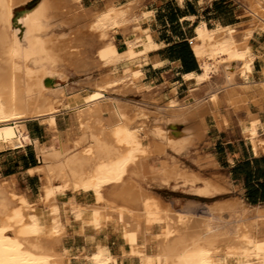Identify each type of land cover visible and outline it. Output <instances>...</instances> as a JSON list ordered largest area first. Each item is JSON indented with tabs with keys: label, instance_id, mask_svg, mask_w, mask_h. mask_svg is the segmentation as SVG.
I'll return each instance as SVG.
<instances>
[{
	"label": "bare ground",
	"instance_id": "1",
	"mask_svg": "<svg viewBox=\"0 0 264 264\" xmlns=\"http://www.w3.org/2000/svg\"><path fill=\"white\" fill-rule=\"evenodd\" d=\"M30 1L0 0V149L22 142L29 120H39L49 130L54 129L62 106L72 114L73 121L64 129H56L47 143L32 139L39 161L37 168L44 172L46 186L49 185H44L36 201L30 202L29 193L17 195L14 182L0 181V264H122L126 257L130 264H264V206L249 205L237 197L222 207L207 206L204 215H195L175 210L168 202L142 191L132 177L126 179L129 164H135L146 174L168 177L165 168L156 167L158 164L149 167L147 161L153 148H161L162 153L170 148L180 154L203 138L204 108L216 117L213 106L221 98L230 101L234 99L231 95L237 93L245 107L256 100L246 93H264V82L256 85L239 81L251 73L255 57L246 47V39L255 24L264 32V15H260L264 11L258 14V9H262L253 8L254 3L246 0L252 18L242 32L243 41H234V29L230 26L208 29L203 22L197 26L200 41L194 44V52L201 59L202 72L190 76L199 83L205 82V98L197 97L192 103L171 98L161 105L158 99L148 101L150 97L142 95L140 104L130 112L108 92L137 77L136 68L147 61L146 51L155 44L153 38L134 34L132 39L128 32L129 50L113 52L102 48L99 61L93 57V50L90 54L87 48L91 36L82 43L86 53L82 59L77 58L80 47L75 44L81 32L104 36L109 26L127 25L134 19L128 17L132 12L118 8L116 14L111 12L114 8L89 11L77 0H41L29 10L15 11L17 6ZM142 47L146 50L139 49ZM137 49L140 55L134 54ZM50 60L70 65L74 70L78 66V72L90 75L86 82L93 89L87 95L73 92L64 100L63 86H49L50 80L56 78L44 63ZM120 63L122 75L116 77L113 71ZM93 69L98 75H91ZM219 71L220 76H216ZM149 115L155 120L150 125ZM162 122L169 127L164 129ZM241 126L252 147L264 151V138L257 129L244 121ZM146 128L159 144L143 140L141 132ZM84 143L87 145L83 146ZM206 159H200L202 167L209 166ZM196 175L187 177L186 182L195 184L203 177ZM55 180L60 183L58 189L52 187ZM207 180L196 188L203 197L231 189L225 179L220 180H224L223 184ZM107 187L112 199L103 193ZM68 191L71 199L66 200ZM78 194L91 196L92 202H78ZM222 210L229 213L228 219L220 216ZM65 211L80 224L79 232L86 227L100 231L112 225L127 239L129 255L117 248L113 252L100 241L84 255L86 261L72 262L63 245Z\"/></svg>",
	"mask_w": 264,
	"mask_h": 264
},
{
	"label": "crops",
	"instance_id": "2",
	"mask_svg": "<svg viewBox=\"0 0 264 264\" xmlns=\"http://www.w3.org/2000/svg\"><path fill=\"white\" fill-rule=\"evenodd\" d=\"M77 1L89 11L129 6L138 16L141 13L147 15L145 18L141 16L140 27L157 45L148 51L147 61L137 67L136 71L143 85L141 98L142 95L149 96L148 101L156 98L159 103H165L171 98L180 103H192L197 97L205 98L206 95H203L205 82L199 83L195 77L190 76L202 72L201 59L193 48L197 39L196 28L201 22L206 28L209 27L208 29L216 25L217 28L233 27L236 38H240L247 27V20H242L245 16L243 9L234 0ZM110 34L116 49L124 50L126 48L124 33L115 27L110 29ZM91 42L87 47L90 48V54L98 46V42ZM248 43L255 57L251 73L238 80L258 85L259 82H264V32L258 34L254 31ZM113 73L114 76H119L120 68H116ZM134 90H127L124 93ZM193 95L196 96L192 98ZM246 95L256 97L255 101L249 103L250 105H245L246 108L239 103V96L236 93L231 96L238 100L237 105H228L224 98L214 104L216 117L209 113L207 108L203 109L206 130L201 142H208L213 146V149L204 152L212 155L216 163V166L209 168L213 170L212 174L222 177L229 183L231 187L229 193H234V196L249 205H264V151L252 147L250 138L244 136L241 126L242 121L248 126H254L258 135L264 138V93ZM25 125L29 139H37L42 143V139L48 133L47 128L42 126L39 120H29ZM36 157L31 142L0 149V181L6 179L14 182L16 191L37 194L40 191L41 175L36 171H30L37 166ZM109 248L111 249L110 246Z\"/></svg>",
	"mask_w": 264,
	"mask_h": 264
},
{
	"label": "rangeland",
	"instance_id": "3",
	"mask_svg": "<svg viewBox=\"0 0 264 264\" xmlns=\"http://www.w3.org/2000/svg\"><path fill=\"white\" fill-rule=\"evenodd\" d=\"M39 1H41V0H39ZM205 1L211 2L212 0H205ZM234 1L237 4H240L241 8L243 9L242 12L245 14V16L243 17L242 20H247V23H248V21L252 18V16H251V13L247 10L246 0H234ZM249 2L254 3V4H252V7L254 6L253 8H255V7L259 8L260 7V9H262V10L258 9V11H257L258 14H259V11H261V12L264 11V0H251V1L249 0ZM62 6L64 7L65 5L63 4ZM32 7H27L26 4L20 5V6H17L15 8V11H18L21 9L29 10ZM128 7L118 8V10H124L127 13L132 12V11H129L130 7L129 8ZM106 10H109V9H106ZM118 10L115 8L111 12L113 14H116L118 12ZM98 12H105V9H103L102 11L100 10ZM132 13H130L132 16L129 14H127V15H129L128 16V17H130L129 19H132V17L134 19H132V21L130 20V22H126L127 25L125 24L124 26L119 28L124 33V43L126 45V48L124 49L125 51L129 50V43H128V41L130 40L129 35H131L132 36L131 38L133 39L134 34H135V37L141 36L142 34H146L145 32L142 31V29L140 27V23H141V16H143L145 18V16L147 17V15L144 13H141V15L138 16L134 12H132ZM260 15H264V13H261ZM256 25L257 24H255L253 31H251L249 33V36L250 35L252 36L254 31L257 32L258 34L263 33V31L260 29V27H258V25L257 26ZM117 26H119V25H115V26L112 25V27H110V26H109L110 28L108 27L109 29L108 28L105 29V31H104L105 35L104 36H101L100 33H92L91 34V33H87V32H81L78 35V40H77L78 44L76 43L75 45H77L78 47H80V49H83V50L79 49V53H78L79 57L77 56V58L82 59V57L86 55V53L84 52V48L82 47L83 46L82 43H84L85 41H89L90 39H91L90 41L98 42V46L93 50V57H95L97 61H99L100 60L99 57L103 55V53H102L103 49L102 48L106 47L104 50L107 49V51L110 50L113 52L124 51V50L118 51L116 49L114 43L112 42V39H111L112 35L110 34V29L115 28V27L118 28ZM124 27L126 28V30L124 29ZM127 27H128V29H127ZM217 27H218V25H216L210 29H216ZM128 32H129V35H128L129 40H127L128 38L126 37ZM130 32H132V33H130ZM233 32L235 33L234 30H233ZM234 33H233V39H234V37H236L234 35ZM85 36H86V38H85ZM249 36H247V39H246L247 40L246 41V44H247L246 47H248V49L250 50L248 39L251 36L250 37ZM88 37H90L89 40H88ZM243 38H245V36H243V33H242L241 37L235 38L234 41L235 40L240 41V39H241V41H243ZM198 40L199 39H196L194 44L197 43ZM80 44H81V46H80ZM108 46H111V47H108ZM153 47H156V45L154 43H153V46H150V48H153ZM150 48H147V50L149 51ZM139 49L140 50L141 49L146 50L144 47L139 48ZM101 50H102V52H101ZM80 51H81V53H80ZM82 51L84 53H82ZM135 51H136V52H134L135 55H140V53L138 52L139 51L138 49ZM148 51H146V52H148ZM55 62H56V60H54V61L50 60V61L44 62L45 65H47L51 69V71H52L51 75H54L56 77L53 80L52 79L50 80L51 83L49 86L52 85L51 88L55 84L63 86V88L65 89V93H66L64 95L65 98H63L64 100H68L69 96L73 92H79L83 95H87L93 89L92 86L91 85L89 86V83L86 82V77L90 76V75H87L83 72L82 73L78 72V70H77L78 66L77 65L74 66V67L77 66L76 70H74V68H72L70 65L60 64L58 62L57 63H55ZM74 62L75 61L73 59L71 64L74 65ZM118 65H116L115 67L120 68V75L116 76V77H120L122 75V67H123L122 65L123 64L120 63V67ZM68 66H70V67H68ZM93 70H91L92 72L90 71L91 75H93V76L98 75V72H96L97 70L96 69H93ZM220 72L221 71H219V73H217L216 76H220ZM57 73H59V74H57ZM140 78L141 77L137 75V77H135L132 81H129V82L125 81L124 83H121L120 84L121 86L119 87L120 90L119 89L111 90L112 92L111 91L108 92V95L115 96L116 98L119 97V98L123 99L125 102L118 98L119 102H121V104L123 106H125V108L127 110H129L131 112V110L135 107L134 105H139L141 102V96L140 95H141V90H143V85L140 83ZM127 90H134V91L124 93ZM233 100H234V102H231ZM233 100L227 101V98H226L225 101H227L226 103L227 104L229 103L228 105H230V106H234L235 105L234 103L238 104V102H237L238 100H236V99H233ZM216 103H217V101H216ZM159 104L164 105L165 103L161 102ZM65 109H66V107L62 106L61 107L62 112L56 116L54 129L49 130V128L46 126V124L41 123L42 126L47 128L48 133L42 139V143L39 142L40 144L47 143V141H49V139H50V136L51 135L53 136L55 134L56 129H59V130L64 129L73 121L72 114L69 112H65ZM138 120L139 119H137V121ZM154 121L155 120H153V116L149 115V117L147 118V124L150 125V124L154 123ZM161 126L164 129H167L169 127L167 124H164L163 122H162ZM177 127L181 128L182 126H177ZM141 137L143 138V140L145 142H148V143H153V142L158 143V144L160 143L156 138L150 137L149 133L147 132V128L141 132ZM203 138H204V136H203ZM203 138L201 140H199V142H197L193 146H189L190 148H187L188 150L186 149V151H183L180 154H176L170 148H166L165 151H163V153L161 151L162 150L161 148L158 149L159 152L156 148H153L154 151L152 153L154 155L150 154L151 158H149L148 159L149 161H147L149 163V167L158 164V166H156V167L160 166V167L165 168V172L167 173L168 177L159 176L157 174H146L143 171H139L135 164H129L127 166V169H126V179L129 177H132L137 182V186L142 191H144L147 194L149 193L151 195L157 196L159 199H161V201H163L165 203L168 202L175 210L180 211V212H188L189 211L188 213H193L195 215H204L207 211V209H206L207 206H210V205L214 206L217 204L220 207L224 206V204L226 202H228L229 200H231L232 198H237V196H234L235 195L234 193H229L231 191V189H229L228 191L226 190L227 192L223 191V192H220L218 194L210 195L208 197L201 196L200 194H198V192L196 190V188L199 186H202L203 182L206 181L207 179H208L207 181H209L212 184H214V183L215 184H223L224 183L223 182L224 180H222V183L220 181L223 178L214 174V173L212 174L213 170L209 168L210 166H216V163L213 160L212 155H207V153L205 154L204 152L210 151L211 149H213V146H210V143H208V142H201L203 140ZM28 142H31V144H33L32 139H29L28 134H25L24 138L22 139V142H19V144H18V142H15V144L13 143V145L11 147H16L19 145L22 146ZM84 145H87V144L84 143L83 146ZM35 152H36V150H35ZM200 156H201V158H200ZM205 158L208 159V160L206 159L209 163V164H207V165H209L208 167H206V166L202 167L200 165V161H201L200 159H205ZM37 161H38V158L36 157V164L38 166L39 161L38 162ZM160 162H161V164H160ZM162 163H167L168 166L169 165L170 166L169 167L167 166L168 167L167 168V167H165L167 164L164 166V164H162ZM37 166L30 171L31 172H33V171L38 172L39 171L38 173L41 175V186H40V191H38L37 194L31 195L29 193L30 194V197H29L30 202L36 201L37 198L39 197V195H41L43 193L44 185H45V188L49 186V185L46 186L48 181H46V177H44L45 176L44 172L41 171L40 167L37 168ZM172 166H174V167H172ZM168 169H170V170L168 171ZM174 169H176L177 172ZM170 171L172 173H170ZM183 171H185V172H183ZM191 171L193 172L192 175L190 173ZM175 172L177 173V175ZM182 172H183V175H182ZM188 172L190 174H188ZM199 174H200V176H199ZM171 175H173V176L171 177ZM193 175L194 176L196 175L199 178L201 176H203V177H201L202 181L200 179L201 182L198 181L195 184H190L189 182H186L187 177L193 176ZM218 178H219V180H218ZM209 179H211V180H209ZM215 179H217V180L214 181ZM176 182H177V184H176ZM52 187L54 189H58L60 187L59 181L55 180L52 184ZM14 192L15 193L17 192L16 193L17 195H20L19 193H21L19 191H16L15 187H14ZM103 193L108 199L113 198L108 187L104 189ZM22 194L24 195V194H28V193L22 192ZM77 196L78 197L76 199L78 200V202H82V201H84L85 203L92 202L91 196L83 195V194H78ZM64 199H66V200L71 199V193L69 191L66 193ZM226 199H228V200H226ZM84 202H82V203H84ZM220 202H222V203H220ZM257 205H260V204H257ZM261 206H264V205H261ZM227 213H228L227 211L222 210L220 212V216L224 219H228L229 213L228 214ZM63 220H64V223L66 224V227H67L66 233L63 236V245L68 249V254H69L70 259L72 258L71 259L72 262L75 263L78 261H83V262L86 261V258L84 257V255L89 253L90 251H92L94 248V245L100 241L109 245L113 252L117 248V250L122 251V252L125 250L124 253L129 255L130 246L127 244L128 243L127 239L125 240L124 238H122L119 230L112 228V225L104 227L103 229H100V231L92 229L91 227H86L84 229V231L79 232L80 224L77 221H75L67 211H65V213L63 214ZM154 230L156 231V229H154ZM95 231H97V232H95ZM152 237H153V235L151 236V238ZM122 264H130V258L126 257L122 261Z\"/></svg>",
	"mask_w": 264,
	"mask_h": 264
},
{
	"label": "trees",
	"instance_id": "4",
	"mask_svg": "<svg viewBox=\"0 0 264 264\" xmlns=\"http://www.w3.org/2000/svg\"><path fill=\"white\" fill-rule=\"evenodd\" d=\"M38 1H39V0H31L30 2H28V3L26 4V6H27V7H32V6H34Z\"/></svg>",
	"mask_w": 264,
	"mask_h": 264
}]
</instances>
